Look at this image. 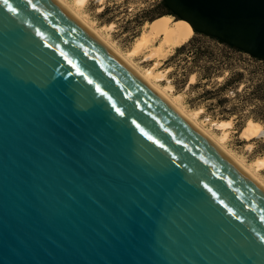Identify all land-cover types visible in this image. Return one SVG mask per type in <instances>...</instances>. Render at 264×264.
Wrapping results in <instances>:
<instances>
[{
    "label": "water",
    "instance_id": "obj_1",
    "mask_svg": "<svg viewBox=\"0 0 264 264\" xmlns=\"http://www.w3.org/2000/svg\"><path fill=\"white\" fill-rule=\"evenodd\" d=\"M264 60V0H164ZM0 264H264V189L56 0H0Z\"/></svg>",
    "mask_w": 264,
    "mask_h": 264
},
{
    "label": "rangeland",
    "instance_id": "obj_2",
    "mask_svg": "<svg viewBox=\"0 0 264 264\" xmlns=\"http://www.w3.org/2000/svg\"><path fill=\"white\" fill-rule=\"evenodd\" d=\"M63 1L74 8L73 10L78 12L82 18L88 20L87 22L92 24V27L114 49L124 55L128 54L138 36L147 28V23L153 20L150 18L164 12L157 6L160 0H103L101 3L99 0H86L83 5L76 4L75 0ZM171 21L177 22L180 19H175L171 15ZM160 39L161 37L154 39L141 53L136 56L128 55V58L141 71L152 69L155 73L151 75L152 83L166 90L168 96L178 104L180 103L179 105L184 110L186 109L187 113H193L194 120L200 127L204 130L207 129L206 132H210V135L221 140L226 150L232 152L243 163L246 162L244 164L250 167L260 180L264 181V168L256 169L254 164L257 158L264 156V135L246 137L242 133L248 120L252 119L251 107L247 105L241 109L244 117L241 115L242 118L238 122L235 120L237 115L224 111L229 107L231 101H237L234 97L235 92L240 94L239 98L247 95L261 77L259 69H257V73H253L254 68L246 63L258 65L263 70L262 73H264V63L252 59L246 52H236V55L240 56V60H227L221 56H217V61L212 60L210 54L205 50L209 46L221 47V44L196 31L191 32L187 41L184 42L185 48L182 51L176 52L175 46H165L169 51L166 50L164 55L156 56L154 59L149 58L150 49L157 45L161 41ZM191 39H193L192 42ZM197 49L202 52L199 56L195 54ZM242 59L245 61L243 62ZM164 72L165 74H162ZM231 72L241 73L237 83H232L221 94L218 93L207 98L203 92L224 82ZM156 75L162 77L160 76L159 79ZM223 93H227L231 100L224 102L223 105H218L217 99L223 97ZM252 102L259 103L255 99ZM227 116L229 118H226ZM221 120H230L231 122L224 126L217 125V122ZM261 125L264 127L263 123ZM225 132L226 137L223 135Z\"/></svg>",
    "mask_w": 264,
    "mask_h": 264
},
{
    "label": "bare ground",
    "instance_id": "obj_3",
    "mask_svg": "<svg viewBox=\"0 0 264 264\" xmlns=\"http://www.w3.org/2000/svg\"><path fill=\"white\" fill-rule=\"evenodd\" d=\"M58 3H60L64 8H66L67 11H69L86 29H88L95 37H97L100 41H102L105 46H107L111 51H113L121 60H123L136 74L142 78L148 85H150L164 100H166L176 111L179 113L186 121H188L192 126H194L198 131H200L205 137H207L212 143H214L220 150H222L231 160H233L246 174H248L252 179H254L262 188L264 189V181L260 180L255 172L248 166H246L240 159H238L234 154L223 146L221 143V140L216 139L212 135H210L206 130H204L202 127H200L196 120H194V114L193 113H187L183 107H181L177 101L170 98L166 93V90L160 88L155 83H152L151 81V75L155 74L153 73L152 69H147L146 71H141V69H138L133 62L128 58V55H135L141 53L144 49L147 48L148 43L153 41L156 38L161 37V41L155 45L152 49H150L149 58L154 59L156 56L164 55L165 51L168 49L165 48V46H180L184 42L187 41L191 34L192 25L186 20L180 18V21L173 23L171 21V15H163L160 16L158 19H156L153 22L147 23V28L142 31V33L138 36L136 39L134 46L129 50L127 55H124L123 53L119 52L118 50L114 49L112 45L101 36L96 29L92 27V24L90 25L84 18H82L78 12L74 11V8H71L66 2L63 0H56ZM86 0H75L74 2L78 5H83ZM100 3L103 2V0H99ZM71 5V4H70ZM75 5V4H74ZM74 7V6H73ZM77 10V9H76ZM114 46V45H113ZM169 51V50H167ZM166 51V52H167ZM170 53V52H169ZM158 63V62H157ZM156 63V64H157ZM154 70V69H153ZM159 72V71H158ZM160 73V72H159ZM158 74V73H156ZM162 74H165L162 73ZM161 74V75H162ZM157 76V78L160 79V76ZM155 76V75H154ZM163 76V75H162ZM161 76V77H162ZM194 78V77H193ZM192 78V79H193ZM192 81V80H191ZM173 87V86H172ZM170 88V86H169ZM171 89V88H170ZM172 91V90H170ZM179 96V94H178ZM181 102V101H179ZM184 106V105H183ZM199 111V110H198ZM195 112V111H194ZM196 118V117H195ZM231 122L230 120H221L217 122V125L224 126L227 123ZM230 125V124H228ZM227 132V131H226ZM226 132L223 134L226 137ZM228 133V132H227ZM246 137H249L250 135H264V127L261 125V123L254 121L252 119L248 120V123L245 127V129L242 132ZM224 139L223 137H221ZM256 169L264 168V156L257 158L254 162ZM257 173V172H256ZM258 175V174H257Z\"/></svg>",
    "mask_w": 264,
    "mask_h": 264
},
{
    "label": "trees",
    "instance_id": "obj_4",
    "mask_svg": "<svg viewBox=\"0 0 264 264\" xmlns=\"http://www.w3.org/2000/svg\"><path fill=\"white\" fill-rule=\"evenodd\" d=\"M157 6L164 10L163 13L151 17L150 22L155 21L156 19H158L160 16L165 15H173L175 17V19L177 18V16L167 7L166 3L164 0H160L157 3ZM162 12V11H161ZM176 21V20H175ZM173 22V21H172ZM178 22V21H177ZM175 23V22H173ZM193 30L191 29V32ZM208 36V35H205ZM211 39H213L214 41H216L217 43L221 44V47H217V46H209L208 49H206V53L210 54V58L212 60H216L217 61V56H221V57H225L227 60H240V56L236 55L237 53H245L244 51L233 47L231 45H228L227 43H225L224 41L213 37V36H208ZM193 41V39H191V42ZM185 48V44L183 43L180 46L176 47V52H180ZM195 54L197 56H199L200 54H202V52L198 51V49L195 51ZM250 57L254 60H258V61H262L264 63V60L257 58L255 56L250 55ZM243 62L245 61V59H242ZM247 65H251L254 69L252 70L253 73H257V69H259L261 72L260 74V78L259 81L257 83H255V85L252 86L251 91L247 94L244 95L243 97H240L239 93L235 92V96L237 101H231V104L229 105V107H227L226 109H224V111L229 112V113H233L235 115H237V117L235 118L236 122H238V120L240 118H242V116L244 117L243 112L241 111L242 108H244L245 106L249 105L251 107V118L254 121H258L260 123L264 124V73L263 70L256 64H249L246 63ZM241 73L240 72H231L230 75L224 80V82L222 83H218L217 85H214L211 89H206L203 93L205 95H207V98H211L213 96H215L218 93H222V91H224L228 86H230L232 83H237V79L240 77ZM237 89V88H235ZM223 97H218L217 99V104L218 105H223L224 102H230L231 98H229L227 93H223ZM255 99L256 101H258L259 103L256 102H252V100ZM250 101V102H249ZM242 115V116H241ZM247 116V115H246ZM226 118H229V116H227Z\"/></svg>",
    "mask_w": 264,
    "mask_h": 264
}]
</instances>
